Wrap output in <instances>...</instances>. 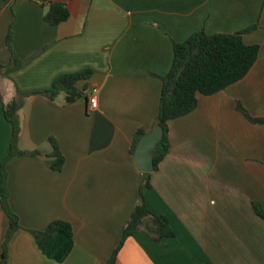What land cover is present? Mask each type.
I'll return each instance as SVG.
<instances>
[{"label":"crops","instance_id":"crops-1","mask_svg":"<svg viewBox=\"0 0 264 264\" xmlns=\"http://www.w3.org/2000/svg\"><path fill=\"white\" fill-rule=\"evenodd\" d=\"M65 3L67 20L51 25L44 13ZM259 52L247 74L225 89L199 95L197 107L169 121V152L139 186L131 144L155 124L160 77L173 62V44L196 31L235 32ZM21 68L0 75V163L12 126L3 103L26 94L17 146L6 164L8 203L21 228L8 242V264H106L135 206L164 215L173 237L138 231L122 243L115 264H264V0H14L0 13V64L10 61L6 36ZM85 68L86 97L69 105L41 94L54 79ZM53 138L64 164L51 167ZM37 151L38 154H31ZM54 219L73 226V247L61 262L48 258L30 230ZM8 217L0 204V264Z\"/></svg>","mask_w":264,"mask_h":264},{"label":"trees","instance_id":"trees-1","mask_svg":"<svg viewBox=\"0 0 264 264\" xmlns=\"http://www.w3.org/2000/svg\"><path fill=\"white\" fill-rule=\"evenodd\" d=\"M13 1L0 0V13ZM69 15L65 3L51 2L44 13V20L51 25H57L67 20ZM259 26L260 23L257 22L239 31L212 34L200 30L191 34L185 41L173 44L171 68L160 77L161 91L155 124L162 126L163 137L154 150V170L169 152V121L192 112L197 107L199 95H211L225 89L243 78L253 66L258 56L259 45L246 44L243 36ZM12 38L13 33L10 28L5 41L11 54L10 61L5 65L0 64V75L21 68L29 60H21L16 56L12 47ZM92 74L93 70L90 68L61 74L54 79L49 89L31 94H41L50 100H55L63 94L64 104H73L86 97L83 89L77 86L78 82L90 78ZM25 96L27 95L21 94L18 98L3 103L4 116L12 126V137L10 149L0 163V204L8 217V227L2 243L1 264H8V242L12 234L21 228L18 216L8 203L6 164L12 157L25 154L17 146L21 132L19 110ZM238 108L251 122L264 124V118L248 115L240 105ZM142 134V130L135 133L131 144L132 152ZM50 142L53 146L51 167L59 170L64 164V156L53 138ZM31 154H38V152ZM149 179L150 172L144 173L143 181L139 186L140 196H142L143 188L150 186ZM254 210L264 218V209L259 203H254ZM138 231L147 232L154 240L175 235L166 216L151 212L144 202H140L123 226L121 240L106 264H115L116 255L124 240ZM30 232L39 249L48 258L57 262L65 260L74 244L73 226L65 219H54L44 229L30 230Z\"/></svg>","mask_w":264,"mask_h":264},{"label":"water","instance_id":"water-1","mask_svg":"<svg viewBox=\"0 0 264 264\" xmlns=\"http://www.w3.org/2000/svg\"><path fill=\"white\" fill-rule=\"evenodd\" d=\"M162 137L163 128L158 123L139 137L133 154L139 171L147 173L154 170V150Z\"/></svg>","mask_w":264,"mask_h":264},{"label":"built area","instance_id":"built-area-1","mask_svg":"<svg viewBox=\"0 0 264 264\" xmlns=\"http://www.w3.org/2000/svg\"><path fill=\"white\" fill-rule=\"evenodd\" d=\"M97 89L91 88L86 91L85 96L90 105V107L95 108L97 105V96H96Z\"/></svg>","mask_w":264,"mask_h":264},{"label":"rangeland","instance_id":"rangeland-1","mask_svg":"<svg viewBox=\"0 0 264 264\" xmlns=\"http://www.w3.org/2000/svg\"><path fill=\"white\" fill-rule=\"evenodd\" d=\"M61 96H62V94H61Z\"/></svg>","mask_w":264,"mask_h":264}]
</instances>
